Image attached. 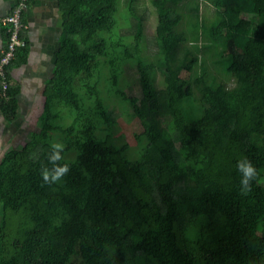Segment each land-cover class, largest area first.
<instances>
[{"label": "trees", "instance_id": "obj_1", "mask_svg": "<svg viewBox=\"0 0 264 264\" xmlns=\"http://www.w3.org/2000/svg\"><path fill=\"white\" fill-rule=\"evenodd\" d=\"M153 1L155 52L140 0H59L63 29L40 128L0 147V264H264V0H208L217 15L202 25V56L181 28L185 5ZM187 10L198 15L200 1ZM121 18L130 23L123 36ZM191 25L199 38L201 23ZM24 30L10 70L28 60ZM207 55L233 85L213 84ZM127 63L138 95L118 86ZM18 89L2 104L9 121ZM113 96L140 125L135 154ZM57 139L70 171L44 182ZM242 157L258 170L247 192Z\"/></svg>", "mask_w": 264, "mask_h": 264}, {"label": "crops", "instance_id": "obj_2", "mask_svg": "<svg viewBox=\"0 0 264 264\" xmlns=\"http://www.w3.org/2000/svg\"><path fill=\"white\" fill-rule=\"evenodd\" d=\"M16 2L17 0H0V55L7 40L2 18L12 12ZM23 20L27 25L24 31L29 49L28 60L11 69L12 82L19 88L15 97L17 117L13 121L6 119L2 110L5 102L0 97V122H3L0 129L20 118H41L45 106L46 83L53 73L60 46L63 21L59 0H29ZM15 136L17 131L8 133L3 138L7 137L6 140L13 142ZM3 138L0 139V147L5 140Z\"/></svg>", "mask_w": 264, "mask_h": 264}, {"label": "rangeland", "instance_id": "obj_3", "mask_svg": "<svg viewBox=\"0 0 264 264\" xmlns=\"http://www.w3.org/2000/svg\"><path fill=\"white\" fill-rule=\"evenodd\" d=\"M200 1V10L199 14L196 15L193 11L187 10L189 7V4H195V2ZM127 0H121L122 7L126 5ZM140 2L145 5L147 12H148V19H147V25H146V45L149 48L150 51L155 52V45H153V37L156 30V25L158 22V9L154 3L153 0H140ZM174 4L176 6H181L184 4V18L181 23V28L186 29L187 36H188V45H193L195 43H198L201 45V50L197 51L201 56L204 54L202 44L210 42L209 38H206L204 31V26L202 25L206 24L209 25L215 18H216V7L210 3L208 0H175ZM198 16V18H196ZM201 23V26L199 27V38L194 37V31L192 28V25L195 21H198ZM130 25L128 20L122 19L120 20L119 26L117 28V31L119 35L123 36L127 33V28ZM128 35H126L127 37ZM222 42L219 43L218 48L221 49ZM205 66L207 67V73L209 78L213 81L214 85L219 84L220 82H225L229 85H233L234 81L232 79L228 81H224L225 78L223 77V74L218 72L215 68V64L213 63V59L211 56L206 57L205 60ZM202 71V66L199 63V65L196 67V72L200 73ZM138 80V72L134 66H131L130 64H125L123 72L120 74L118 79V86L123 91L124 94H139V89L137 86ZM109 102H113L116 104V112L119 114L120 119V125L121 128L118 130V132H124V138L123 141H127L132 146V153L135 154V149L137 148V141L134 136V131L140 129L139 123L135 120L133 113H132V107L127 104V107L124 109L123 105H121L118 101V99L113 96L111 99H109ZM112 103V104H113ZM64 119V118H62ZM3 122H0V126ZM41 125L40 118H20L16 122L9 124H6V127L3 126V129H0V139L5 137L8 133H14L17 131V136L13 138V142L9 147H12L14 145H21L26 140H28L33 132L38 131ZM19 129V132H18ZM8 132V133H7ZM3 134V136H2ZM56 134V132H55ZM7 138V137H6ZM6 138H3L6 140ZM3 140V142H5ZM59 141H62L64 143V139H57ZM8 141V139L6 140ZM3 145V143H1ZM6 150V149H4ZM103 155L105 158H108L107 152H104ZM181 170L186 169V164L180 165Z\"/></svg>", "mask_w": 264, "mask_h": 264}, {"label": "built area", "instance_id": "obj_4", "mask_svg": "<svg viewBox=\"0 0 264 264\" xmlns=\"http://www.w3.org/2000/svg\"><path fill=\"white\" fill-rule=\"evenodd\" d=\"M29 0H17L12 12L2 18L3 24L6 26L8 38L0 55V93L3 102L10 100V87L13 82L8 79L11 74L9 68L10 63L16 55L19 47L26 45V40L22 37V32L27 25L23 20V13L28 6Z\"/></svg>", "mask_w": 264, "mask_h": 264}, {"label": "clouds", "instance_id": "obj_5", "mask_svg": "<svg viewBox=\"0 0 264 264\" xmlns=\"http://www.w3.org/2000/svg\"><path fill=\"white\" fill-rule=\"evenodd\" d=\"M64 143L59 140L50 141V152L47 154L49 166H42L40 174L44 182L59 181L66 173L70 171V163L64 161L63 150ZM236 168L240 175V190L247 192L251 188V182L258 175L256 165L248 157H242L236 161Z\"/></svg>", "mask_w": 264, "mask_h": 264}, {"label": "water", "instance_id": "obj_6", "mask_svg": "<svg viewBox=\"0 0 264 264\" xmlns=\"http://www.w3.org/2000/svg\"><path fill=\"white\" fill-rule=\"evenodd\" d=\"M3 152H1V154H2Z\"/></svg>", "mask_w": 264, "mask_h": 264}]
</instances>
